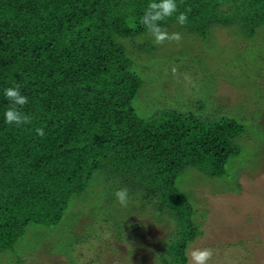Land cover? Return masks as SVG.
Wrapping results in <instances>:
<instances>
[{
    "label": "trees",
    "instance_id": "obj_1",
    "mask_svg": "<svg viewBox=\"0 0 264 264\" xmlns=\"http://www.w3.org/2000/svg\"><path fill=\"white\" fill-rule=\"evenodd\" d=\"M149 2L0 0V264H23L35 255L19 249L29 227L64 224L73 242L57 248L69 254L83 239L89 245L87 233L98 237L90 229L97 223L107 224L109 255L125 245V261L133 262L137 252L139 264H189L187 249L200 234V222L193 218L196 189L187 192L182 176L219 180L213 192L229 190L225 179L234 183L233 191L240 190L243 168L229 173L227 166L242 154L238 139L246 127L230 112L207 100L195 110H179L175 101L159 103L146 115L136 107L145 84L137 56L156 49L139 23ZM176 2L188 23L180 26L170 17L159 22L162 30L176 25L205 42L219 27L245 40L261 30L264 36V0ZM16 85L28 98L22 111L32 120L20 128L3 123L9 106L3 90ZM257 126L264 139V127ZM93 184L102 186L100 207L91 197ZM122 187L129 192L126 206L114 196ZM74 197L90 200L89 205L65 222ZM98 210L108 213L101 218ZM133 215H152L156 224L172 225L158 249L131 245L135 238L124 229L138 233L142 228ZM91 264L108 263L99 254Z\"/></svg>",
    "mask_w": 264,
    "mask_h": 264
},
{
    "label": "rangeland",
    "instance_id": "obj_2",
    "mask_svg": "<svg viewBox=\"0 0 264 264\" xmlns=\"http://www.w3.org/2000/svg\"><path fill=\"white\" fill-rule=\"evenodd\" d=\"M164 31L169 35L179 33L181 38L179 41L166 39L156 44L152 55L143 53L137 56L140 76L145 83L136 103L138 111L145 115L151 114L159 103L172 101L177 103L179 110H195L197 103L207 100L210 106L219 105V109L230 112V116L246 127V132L238 139L242 143V154L233 157L227 166L229 173H236L243 168V174L238 179L239 191H233L234 183L227 182V179L224 181L225 185H229L228 191L213 192L211 186L219 185V180L199 176L200 182H196L195 175L191 173L188 177L182 176L187 192H193L194 187L196 189L197 203L191 195L196 208L193 218L200 222V234L187 249L189 264L192 249H211L213 256L208 264H264V154L260 158L257 156L264 145L262 130L257 126L260 123L264 127L263 31L251 41L243 39L233 29L219 27L212 32L209 42L190 36L176 25L168 26ZM151 38L154 41L153 36ZM183 52L190 54L180 57ZM153 56L158 62L154 58L152 60ZM182 181L179 182L182 184ZM99 186L93 184L96 193L91 195L98 207L103 201L99 197L102 186ZM89 201L72 198L64 221L80 206L89 205ZM97 212L101 218L108 213H102L101 210ZM116 215L118 217V213ZM131 218L142 228L138 233L129 227L124 231L135 238L131 244L135 249L144 248L148 252V247L158 249L172 226L166 221L156 224L152 215H133ZM101 225L103 229L99 223L90 228L92 232L96 230L98 237L95 238L94 233H87L89 241L86 243L89 245L83 239L70 249L69 254L57 248V244L68 248L69 243L73 242V238H68L64 224L29 227L25 239L20 241L19 249L22 255H35L29 256L23 264H91L99 254L104 258L106 256L108 264H139L134 258L137 252L134 257H130L133 262L123 259L125 245L118 246L121 250L118 254L109 255L106 247V241L109 240L105 229L107 224ZM98 246L102 247V251H99ZM145 261L146 264H154Z\"/></svg>",
    "mask_w": 264,
    "mask_h": 264
},
{
    "label": "clouds",
    "instance_id": "obj_3",
    "mask_svg": "<svg viewBox=\"0 0 264 264\" xmlns=\"http://www.w3.org/2000/svg\"><path fill=\"white\" fill-rule=\"evenodd\" d=\"M174 17L175 22L184 26L188 23V15L186 12H179L176 0H151L144 11L139 23L144 26L153 38L155 44H161L167 40H180L179 33L169 35L166 31L162 30L160 23L166 21L168 18ZM4 98L9 101V106L3 113V123L9 127L20 128L24 125L32 123L30 115L22 111L24 105L28 103V98L21 94L18 85L8 87L3 90ZM36 134L40 137L45 136L43 128H36ZM116 202L121 206H126L129 200V192L126 187H122L114 193ZM191 264H208V261L213 256L211 249H192L189 253ZM168 260L167 257H165ZM170 264V260H168Z\"/></svg>",
    "mask_w": 264,
    "mask_h": 264
}]
</instances>
